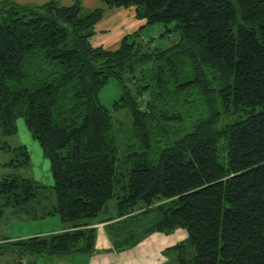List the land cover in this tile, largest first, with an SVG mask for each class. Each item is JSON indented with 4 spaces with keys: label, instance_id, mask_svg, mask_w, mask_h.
Returning a JSON list of instances; mask_svg holds the SVG:
<instances>
[{
    "label": "trees",
    "instance_id": "obj_1",
    "mask_svg": "<svg viewBox=\"0 0 264 264\" xmlns=\"http://www.w3.org/2000/svg\"><path fill=\"white\" fill-rule=\"evenodd\" d=\"M102 2L0 0V149L12 167L30 163L28 146L6 140L21 118L55 196L47 206V186L7 174L0 219L11 207L66 225L0 239V259L90 256L104 223L115 252L184 228L186 243L170 247L176 264H264V0ZM113 7H133L141 24L116 48L92 45ZM154 24L177 40L138 38ZM112 78L111 110L126 122L99 100Z\"/></svg>",
    "mask_w": 264,
    "mask_h": 264
},
{
    "label": "rangeland",
    "instance_id": "obj_2",
    "mask_svg": "<svg viewBox=\"0 0 264 264\" xmlns=\"http://www.w3.org/2000/svg\"><path fill=\"white\" fill-rule=\"evenodd\" d=\"M16 2H35L44 3L50 0H41V2H37L39 0H15ZM60 4L68 5L73 3L75 0H54ZM80 4L82 9H93L96 7H102L103 2L102 0H80ZM107 9V8H105ZM105 12V10H104ZM111 12H108L105 21L110 23L111 26L110 30L108 31V38L109 42L107 45H104V48L113 49L116 48L119 43L121 36V23L119 20H124L123 16H119L114 21L109 19V15ZM118 21V22H117ZM138 22H142V20L137 19ZM124 25V24H123ZM124 27V26H123ZM134 28H131L132 30ZM137 29V26L136 28ZM120 30V32H119ZM134 31V30H133ZM131 31V33L133 32ZM164 31V26L162 24H154L149 25L142 30H140V35L138 38L143 37H153V46L156 45L158 47H167L168 45L174 43L178 36L174 32L168 34L165 37H158L161 32ZM130 33V32H129ZM157 36V37H156ZM102 37H94L90 39L91 44L94 45L95 42L99 41ZM120 95V89L117 85L115 79H109L107 84L100 90L99 92V100L100 103L109 108L112 113L114 119H118L121 122H126L125 116L123 113L125 112L124 109H120L119 111H112L111 107L113 102L118 99ZM125 120V121H124ZM7 142L12 145H26L28 146L31 156H30V163L25 166L24 168H17L12 167L9 161L12 158V154L8 151H4L0 149V179L10 173L16 172L18 174L29 176L34 180L39 181L41 184L47 186L45 189V204L50 206L55 203V196L53 189L51 188L53 184V179L49 169V161L48 159L42 154L41 147L37 140L33 139L30 136V133L27 131L23 120L19 118L17 120V131L15 134L8 136L6 138ZM114 199H112L109 203V207L111 212L113 211V204ZM1 203V200H0ZM62 221L57 215L54 216H47L44 218H33L30 219L24 213H17L14 212L11 207L6 208L5 212L0 219V239L4 237H11L16 238L17 235L26 237L23 235H34L35 233H40L42 231L46 232L48 229L57 228L62 225ZM98 226H103L104 223H98ZM48 232V231H47ZM105 235L103 236L100 231H97L96 237V253L99 254L97 256L100 259L103 257H111V259L115 260L118 258L119 264H176V251L170 249L171 246L177 243H186L188 233L184 228H176L168 233H159L154 232L150 234H146L141 237L140 241L127 249L118 250L116 253L112 250V245L109 240V237L106 234L104 229ZM190 252L189 249L186 250L185 254L188 255ZM80 256V255H77ZM116 256V257H115ZM61 262H66V257ZM57 261V260H55ZM36 264H58V262L54 261H43L42 259H36ZM0 264H12L11 261H8V256L4 255L0 259ZM71 264V263H68ZM77 264V263H76ZM111 264V263H110Z\"/></svg>",
    "mask_w": 264,
    "mask_h": 264
},
{
    "label": "crops",
    "instance_id": "obj_3",
    "mask_svg": "<svg viewBox=\"0 0 264 264\" xmlns=\"http://www.w3.org/2000/svg\"><path fill=\"white\" fill-rule=\"evenodd\" d=\"M37 2H41V0H39ZM19 3L27 4L28 2L19 1ZM28 4H36V1L28 3ZM108 12H111V14L109 15V19L111 21H114V19H117L119 16H123L125 18L124 20H119L121 23V26H120L121 27V36L119 37L120 41H121L124 34L135 30L136 26L138 27L141 24V22L137 21V18L135 16V9L133 7L107 8V9H105L104 15H103L102 19L100 20V22L97 26V32L91 37V39L94 37H102V38H100L99 41L95 42L94 46H102L103 47L104 45H107L109 42V38H108L107 34H108V31L110 30L111 26H113V25H110V23L106 22L107 20L105 21ZM131 28H134V29L130 30ZM119 32H120V30H119ZM65 226L66 225L64 223H62V225L60 227L48 229L47 230L48 232L42 231L40 233H49V232L59 231V230L64 229ZM97 231H100L103 236H106L103 226H98ZM35 234H39V233L37 232ZM23 236L28 237L31 235H23ZM16 237H22V236L17 235ZM114 253H116V252H114ZM97 256H99V254L93 253L90 256H73V257H69V258L66 257V259H67V264L68 263H71V264H76V263L77 264L119 263L118 258H115V260H113V259H111V257L107 256V257H103V259H100ZM36 259H38V260L42 259L43 261H46V260H49L52 262L54 261V263L58 262V264L66 263V262H61L62 260H64V258H61V257H49V256L45 257L44 256V257H37ZM55 260H57V261H55Z\"/></svg>",
    "mask_w": 264,
    "mask_h": 264
},
{
    "label": "built area",
    "instance_id": "obj_4",
    "mask_svg": "<svg viewBox=\"0 0 264 264\" xmlns=\"http://www.w3.org/2000/svg\"><path fill=\"white\" fill-rule=\"evenodd\" d=\"M24 264H28L27 262H24Z\"/></svg>",
    "mask_w": 264,
    "mask_h": 264
}]
</instances>
